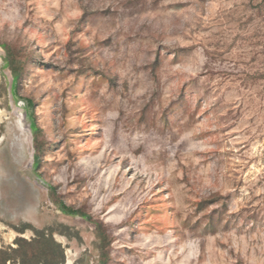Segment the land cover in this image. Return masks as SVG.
<instances>
[{"label":"rangeland","instance_id":"obj_1","mask_svg":"<svg viewBox=\"0 0 264 264\" xmlns=\"http://www.w3.org/2000/svg\"><path fill=\"white\" fill-rule=\"evenodd\" d=\"M37 232L264 264V0H0V249Z\"/></svg>","mask_w":264,"mask_h":264},{"label":"trees","instance_id":"obj_2","mask_svg":"<svg viewBox=\"0 0 264 264\" xmlns=\"http://www.w3.org/2000/svg\"><path fill=\"white\" fill-rule=\"evenodd\" d=\"M13 84L16 85V79ZM26 102L31 108L30 102ZM27 114L30 119L32 132L35 134L36 127L32 113L27 112ZM60 206L62 205L60 204ZM46 243L50 245L49 251L45 248ZM15 244L16 247L9 248L8 251L0 249V264H6L10 261H18L19 264H58L62 261L60 246L50 237L46 239L44 233L37 232L36 237L29 242L24 239H17Z\"/></svg>","mask_w":264,"mask_h":264},{"label":"bare ground","instance_id":"obj_3","mask_svg":"<svg viewBox=\"0 0 264 264\" xmlns=\"http://www.w3.org/2000/svg\"><path fill=\"white\" fill-rule=\"evenodd\" d=\"M59 240L61 242H63V240L61 238ZM74 257H75V255L72 254V252L69 249H66V261H65V264H73Z\"/></svg>","mask_w":264,"mask_h":264}]
</instances>
